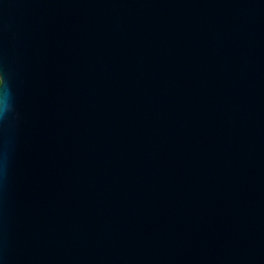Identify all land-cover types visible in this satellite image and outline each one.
Returning a JSON list of instances; mask_svg holds the SVG:
<instances>
[{
	"label": "water",
	"instance_id": "obj_1",
	"mask_svg": "<svg viewBox=\"0 0 264 264\" xmlns=\"http://www.w3.org/2000/svg\"><path fill=\"white\" fill-rule=\"evenodd\" d=\"M0 264H264V0H0Z\"/></svg>",
	"mask_w": 264,
	"mask_h": 264
},
{
	"label": "snow or ice",
	"instance_id": "obj_2",
	"mask_svg": "<svg viewBox=\"0 0 264 264\" xmlns=\"http://www.w3.org/2000/svg\"><path fill=\"white\" fill-rule=\"evenodd\" d=\"M3 83H4V80L0 78V85H2Z\"/></svg>",
	"mask_w": 264,
	"mask_h": 264
}]
</instances>
